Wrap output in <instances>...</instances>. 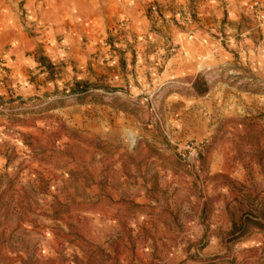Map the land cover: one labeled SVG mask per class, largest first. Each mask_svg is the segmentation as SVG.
Here are the masks:
<instances>
[{
    "label": "rangeland",
    "instance_id": "obj_1",
    "mask_svg": "<svg viewBox=\"0 0 264 264\" xmlns=\"http://www.w3.org/2000/svg\"><path fill=\"white\" fill-rule=\"evenodd\" d=\"M121 35L1 97L49 103L0 115V264H264V90L214 125L166 54Z\"/></svg>",
    "mask_w": 264,
    "mask_h": 264
},
{
    "label": "crops",
    "instance_id": "obj_2",
    "mask_svg": "<svg viewBox=\"0 0 264 264\" xmlns=\"http://www.w3.org/2000/svg\"><path fill=\"white\" fill-rule=\"evenodd\" d=\"M121 31L138 53L149 47L152 60L166 54V82L177 77L192 85L194 102L210 109L214 125L245 94L264 90L232 93L225 80L200 89L197 79L208 60L264 80V0H0V97L44 93L52 60L77 57L79 47L89 57Z\"/></svg>",
    "mask_w": 264,
    "mask_h": 264
},
{
    "label": "built area",
    "instance_id": "obj_3",
    "mask_svg": "<svg viewBox=\"0 0 264 264\" xmlns=\"http://www.w3.org/2000/svg\"><path fill=\"white\" fill-rule=\"evenodd\" d=\"M156 6L151 7V11H156ZM198 73L204 78L205 81L212 84L220 83L225 80L226 83H234L240 87L251 88L259 87L264 88V80H260L249 73L236 72L233 70L223 71L221 67L214 65H203L198 68ZM223 82V81H222ZM33 102V101H32ZM49 101H43L40 103H34L33 105H28L26 101L20 99H13L11 101L4 100L0 97V115H19L27 109H38L47 105ZM183 156L186 159L196 165V160L198 153L196 151V146L193 144H185L183 147Z\"/></svg>",
    "mask_w": 264,
    "mask_h": 264
}]
</instances>
